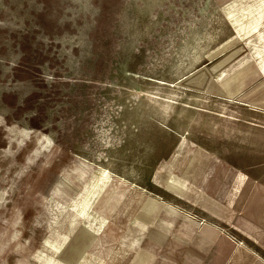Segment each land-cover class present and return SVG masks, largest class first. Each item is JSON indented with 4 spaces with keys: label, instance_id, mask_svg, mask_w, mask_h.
Here are the masks:
<instances>
[{
    "label": "rangeland",
    "instance_id": "rangeland-1",
    "mask_svg": "<svg viewBox=\"0 0 264 264\" xmlns=\"http://www.w3.org/2000/svg\"><path fill=\"white\" fill-rule=\"evenodd\" d=\"M232 1L0 0V264H264L236 196L263 192L264 0L243 29Z\"/></svg>",
    "mask_w": 264,
    "mask_h": 264
},
{
    "label": "bare ground",
    "instance_id": "bare-ground-1",
    "mask_svg": "<svg viewBox=\"0 0 264 264\" xmlns=\"http://www.w3.org/2000/svg\"><path fill=\"white\" fill-rule=\"evenodd\" d=\"M238 0H233L231 3L225 5L222 10L223 12L226 14V17L227 19H229V21H232V22H235L237 24L238 20H240L239 18L236 19V15L238 14H242L241 15V18L243 20V23H241L240 28L242 26V29L243 28H247V25H250L248 22L250 21V18L251 16H249L248 14H246L245 12H243V10H240L239 9V2H237ZM246 23V24H245ZM245 24V25H244ZM262 24L261 23H258L254 26H252L250 29H246V30H242V33L245 34V33H249V32H252V30H255L256 28L260 27ZM238 26V25H237ZM264 44V39L262 40V45ZM264 48V46H263ZM260 60V63L262 64V61L261 59ZM263 67V65L261 66ZM200 78V73H193L191 74V76H189L188 78H185V80L183 81L185 84H188V79H190V81H192V83L197 86L199 85V79ZM235 86V85H234ZM250 93H252V91L248 92V93H245L243 94V98L246 100V102H249V103H259V104H264V94L262 93V90H261V93L259 94V92H255L253 94L250 95ZM200 150V149H199ZM16 151V150H15ZM14 151V152H15ZM203 154V153H202ZM206 154V153H205ZM13 155V154H12ZM8 158V157H7ZM193 158V157H192ZM175 165V163H174ZM173 165V166H174ZM186 168V172H184V174H176L174 173L173 171H171V174L173 176H175L176 178H179V179H185V180H188V179H198L199 178V175L197 176V173H199V169H200V172L202 171V165H200V159H199V156L195 155V157L193 158V160L191 162H188L185 164L184 166ZM173 169V167H172ZM64 173V172H63ZM76 174V173H75ZM239 174V173H238ZM78 175V174H77ZM82 176V175H81ZM242 176V181H241V188H240V192L243 193L246 191V189L248 187L251 188V185L254 184V182L248 178H246L245 176L241 175ZM82 178V177H81ZM109 178V177H108ZM84 179V178H83ZM72 180V179H71ZM109 180V179H108ZM168 184V183H167ZM177 191H182L181 190V185L178 184V188H177ZM102 192V191H101ZM90 192H88L89 194ZM204 195H205V198H208L209 200H211V197L209 194L205 193V191H203ZM88 194L86 196H88ZM99 194V191L98 193ZM134 194V193H133ZM208 195V196H207ZM210 197V198H209ZM217 197V196H216ZM131 198V197H130ZM121 204V203H120ZM119 204V205H120ZM157 206V204L155 203V201L153 200H150L148 201L146 204H145V213L147 214V216H152L154 214L151 213V210L155 209ZM119 211V209H118ZM129 213V212H128ZM127 213V214H128ZM78 215L81 216L80 213H77ZM77 215V216H78ZM113 216V215H112ZM127 216V215H126ZM124 217V216H123ZM110 218H113V217H110ZM127 218V217H126ZM79 221V219H78ZM77 221V222H78ZM85 224H83V226L81 227L80 231L78 232L77 234V239L76 241H73L72 243H70L71 248H73L74 246V243L80 241V239L82 238V240H89L90 238H92V236L94 234H96V231L98 230L99 231V228L100 226H102V224L104 223V216H101L96 208H95V202L93 201V203L91 204L90 206V211H89V217L84 221ZM96 229H93V227H96ZM137 227V226H136ZM139 228V227H138ZM144 228H147V226L145 225H142V228L140 227L139 229L140 230H143ZM95 230V231H94ZM101 230V228H100ZM147 230L149 232H151L152 234H155L156 238L157 237H165V234H161V233H158L157 231H154L150 228H147ZM52 231V230H51ZM54 232V231H53ZM126 233V232H125ZM150 233V234H151ZM159 235V236H158ZM123 236V235H122ZM96 237V236H95ZM95 241V240H94ZM124 241V240H123ZM131 241V240H130ZM63 242V243H62ZM68 242V239L66 238H63L60 243H62L63 246L66 245V243ZM120 243V242H119ZM130 244V243H129ZM196 245H198V248L201 246L199 243H197ZM85 246V244H84ZM77 247V246H76ZM82 247V246H81ZM201 248V247H200ZM79 250H80V247H79ZM116 250V249H115ZM73 251V250H72ZM143 252V254H147V252L145 250H141ZM79 252L77 251L75 254H78ZM82 256V255H81ZM151 256V255H150ZM154 256V255H153ZM110 257V256H109ZM73 259V258H72ZM70 259V260H72ZM80 259V257L78 258L77 256L74 258L75 262L71 263L70 264H77L78 260ZM48 260H51V259H48ZM110 261V260H109Z\"/></svg>",
    "mask_w": 264,
    "mask_h": 264
},
{
    "label": "crops",
    "instance_id": "crops-1",
    "mask_svg": "<svg viewBox=\"0 0 264 264\" xmlns=\"http://www.w3.org/2000/svg\"><path fill=\"white\" fill-rule=\"evenodd\" d=\"M262 17H264L263 14H262ZM256 31H258V30H256ZM263 66H264V64H263ZM261 88L263 89L262 93L264 94V84H262ZM251 104H253V103H251ZM254 104L258 105L264 109V104H259V103H257V104L254 103ZM262 174H263L262 179L264 180V170H263ZM262 189H263L262 194H260L259 191L257 192V190H259V188L257 187V184L254 182V184L251 185V188H250L248 193H245V192L241 193L239 190L236 189V193H237L236 196L238 199L237 200L238 204L242 206L241 209L244 208V206L246 204L247 213H248L247 214L248 217L246 219V224L241 225L240 227L247 229L246 230L247 237L251 238L254 241V243L261 245V247L264 250V185H263ZM257 204L262 206L261 210L259 211L260 216L258 218L251 219V216H254V213L256 212L255 208H256ZM231 221L232 220L229 219L227 222H231ZM238 231L241 233L244 232L240 229ZM197 243H198V240L194 241L193 242L194 246ZM199 244L201 245L202 243L199 242ZM243 251H244L243 256H242V258H240V262L238 264H250V262L252 264L257 263V257H253L252 256L253 254L251 255L252 252H249L248 250H244V249H243ZM245 252H248V253H245Z\"/></svg>",
    "mask_w": 264,
    "mask_h": 264
}]
</instances>
